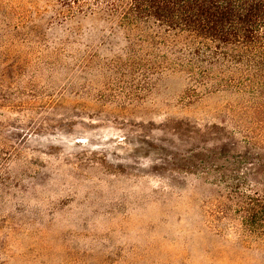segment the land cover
<instances>
[{
  "label": "rangeland",
  "instance_id": "374dc122",
  "mask_svg": "<svg viewBox=\"0 0 264 264\" xmlns=\"http://www.w3.org/2000/svg\"><path fill=\"white\" fill-rule=\"evenodd\" d=\"M62 1L0 0V264H264V107Z\"/></svg>",
  "mask_w": 264,
  "mask_h": 264
},
{
  "label": "trees",
  "instance_id": "16d2710c",
  "mask_svg": "<svg viewBox=\"0 0 264 264\" xmlns=\"http://www.w3.org/2000/svg\"><path fill=\"white\" fill-rule=\"evenodd\" d=\"M60 6L64 14L89 11L125 29L155 28L165 35L166 63L264 107V0H63ZM236 198L241 224L264 237V196Z\"/></svg>",
  "mask_w": 264,
  "mask_h": 264
}]
</instances>
